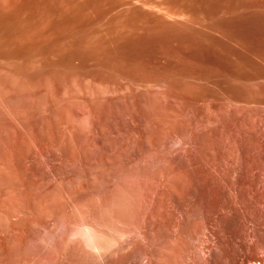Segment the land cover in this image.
Instances as JSON below:
<instances>
[{"label":"rangeland","instance_id":"374dc122","mask_svg":"<svg viewBox=\"0 0 264 264\" xmlns=\"http://www.w3.org/2000/svg\"><path fill=\"white\" fill-rule=\"evenodd\" d=\"M0 217V264H264V0H0Z\"/></svg>","mask_w":264,"mask_h":264},{"label":"bare ground","instance_id":"6f19581e","mask_svg":"<svg viewBox=\"0 0 264 264\" xmlns=\"http://www.w3.org/2000/svg\"><path fill=\"white\" fill-rule=\"evenodd\" d=\"M18 206V205H17ZM19 208V207H18ZM23 208H26V207H23L22 205L20 206V209L19 210H22L23 211ZM27 210V209H26ZM2 217V216H1ZM0 217V218H1ZM7 218V217H6ZM4 219H5V217H4ZM4 219L3 220H1V221H4ZM7 222V221H6ZM7 225V224H6ZM65 261V260H64ZM62 264H71V263H62ZM73 264H75V263H73ZM100 264H121V263H100ZM124 264H129V263H124ZM146 264V263H145ZM148 264H150V263H148Z\"/></svg>","mask_w":264,"mask_h":264},{"label":"built area","instance_id":"2783aa9c","mask_svg":"<svg viewBox=\"0 0 264 264\" xmlns=\"http://www.w3.org/2000/svg\"><path fill=\"white\" fill-rule=\"evenodd\" d=\"M258 264H260V263H258Z\"/></svg>","mask_w":264,"mask_h":264}]
</instances>
